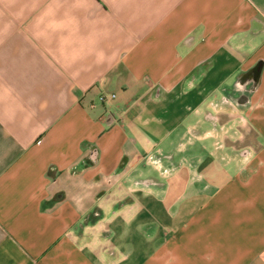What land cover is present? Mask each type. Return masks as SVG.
I'll list each match as a JSON object with an SVG mask.
<instances>
[{
	"label": "crops",
	"instance_id": "obj_1",
	"mask_svg": "<svg viewBox=\"0 0 264 264\" xmlns=\"http://www.w3.org/2000/svg\"><path fill=\"white\" fill-rule=\"evenodd\" d=\"M0 264H264V0H0Z\"/></svg>",
	"mask_w": 264,
	"mask_h": 264
},
{
	"label": "built area",
	"instance_id": "obj_2",
	"mask_svg": "<svg viewBox=\"0 0 264 264\" xmlns=\"http://www.w3.org/2000/svg\"><path fill=\"white\" fill-rule=\"evenodd\" d=\"M114 95H110L109 97H113ZM105 99V96L104 95H100L99 96V101H103Z\"/></svg>",
	"mask_w": 264,
	"mask_h": 264
},
{
	"label": "rangeland",
	"instance_id": "obj_3",
	"mask_svg": "<svg viewBox=\"0 0 264 264\" xmlns=\"http://www.w3.org/2000/svg\"><path fill=\"white\" fill-rule=\"evenodd\" d=\"M105 100V99H104ZM100 102H103V101H100Z\"/></svg>",
	"mask_w": 264,
	"mask_h": 264
}]
</instances>
